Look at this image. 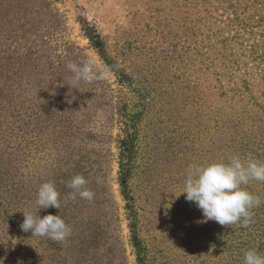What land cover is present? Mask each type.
<instances>
[{
	"label": "rangeland",
	"instance_id": "obj_1",
	"mask_svg": "<svg viewBox=\"0 0 264 264\" xmlns=\"http://www.w3.org/2000/svg\"><path fill=\"white\" fill-rule=\"evenodd\" d=\"M175 1L35 3L47 15L45 29L50 31L43 38L54 44H77L84 49L77 55V63L93 61L97 74L90 84L91 102L84 108H72L71 129L65 135L86 141L78 156L83 160L80 175L95 195L91 201L77 196L67 215L75 217L74 232L88 233L90 229L93 234L91 264H137L119 166L122 141L134 130L125 124L127 113L136 115L139 123L131 191L150 264H220L221 225L206 220L181 194L190 165L223 160L220 104L218 98L216 103L207 101L203 54L190 51L200 50L202 40L194 43L192 25L178 19ZM87 24L101 35L115 62L134 76L135 86L119 85L114 73L104 66L85 36L83 26ZM36 40L40 38L3 44L1 50L22 48ZM41 109V136L47 139L52 136V110L47 104ZM32 119V136H37L38 124ZM42 148L44 181L48 146ZM48 210L43 209L44 215ZM1 239L0 264H4L8 254L2 244L7 238Z\"/></svg>",
	"mask_w": 264,
	"mask_h": 264
},
{
	"label": "trees",
	"instance_id": "obj_2",
	"mask_svg": "<svg viewBox=\"0 0 264 264\" xmlns=\"http://www.w3.org/2000/svg\"><path fill=\"white\" fill-rule=\"evenodd\" d=\"M35 3L0 0V237L7 238L2 250L8 254L4 264H91L93 234L90 229L88 233L74 232L75 217L67 215L73 200L67 199L70 189L66 186L74 175H80L83 160L78 156L86 142L65 136L71 129L69 113L75 106L87 107L92 91L91 83L84 81L73 86L66 65L77 62V55L84 49L43 38L50 31L45 29L47 15ZM174 5L178 19L192 25L194 43L202 40L200 50L190 51L203 54L208 103L219 100L221 133L225 136L223 160L239 155L264 162V0H176ZM83 31L119 85L135 86L134 76L115 62L98 31L88 24ZM30 37L40 40L22 48L1 50L3 44L25 43ZM45 104L52 110V136L47 139L41 136L40 128ZM33 108L36 113L31 112ZM32 118L38 124L37 136H32ZM126 118V126L134 130L122 141L119 157L122 196L127 202L136 262L150 264L131 191L139 123L136 115L127 113ZM44 144L48 146V168L42 181ZM44 182L54 183L61 194L60 209L50 207L47 214H59L71 227V236L64 245L32 236L19 227L23 212L39 211L38 215L44 216L43 209L36 205L38 188ZM246 188L260 197L261 204L252 210L254 216L248 227L221 226L217 247L220 264H244V253L253 248L264 255V181H250Z\"/></svg>",
	"mask_w": 264,
	"mask_h": 264
},
{
	"label": "clouds",
	"instance_id": "obj_3",
	"mask_svg": "<svg viewBox=\"0 0 264 264\" xmlns=\"http://www.w3.org/2000/svg\"><path fill=\"white\" fill-rule=\"evenodd\" d=\"M66 67L72 73L70 80L73 86L81 81L91 83L97 79L91 60L69 62ZM253 180L264 181V162L250 156L242 158L233 155L227 161L190 165L181 194L185 195L186 201L195 204L206 220L215 221L221 226L240 224L246 228L253 220L252 210L261 204L260 197L246 188ZM87 184L82 175H74L66 185L70 189L67 199L75 200L78 196L91 201L95 193ZM36 205L39 210L50 207L60 209L61 194L54 183L44 182L39 186ZM38 212H23L24 218L19 224L23 232L47 237L59 244L71 236V227L59 214L41 217ZM244 264H264V255L254 248L249 249L244 253Z\"/></svg>",
	"mask_w": 264,
	"mask_h": 264
}]
</instances>
